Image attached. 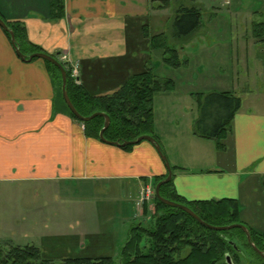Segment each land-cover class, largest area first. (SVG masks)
Wrapping results in <instances>:
<instances>
[{"label":"crops","instance_id":"obj_1","mask_svg":"<svg viewBox=\"0 0 264 264\" xmlns=\"http://www.w3.org/2000/svg\"><path fill=\"white\" fill-rule=\"evenodd\" d=\"M160 1L64 0V16L54 21L48 19L49 0H0V15L7 22L22 23L28 42L38 46L42 53L53 55L58 61L60 53L67 54L78 64L79 84L88 94L99 96L113 93L127 78L149 65L151 50L141 31L151 18L155 24L170 6L177 10L182 4L198 9L197 31L201 29L202 9L195 0H167L166 6L159 8ZM260 1L258 8L247 13L253 19H262H252L251 27L264 22V0ZM223 5L238 25L244 13L234 9L233 0H223ZM210 8L213 14L219 12L215 6ZM231 27L227 23L208 25V29L214 30ZM189 36L182 37L186 46L193 44ZM198 42L203 48L212 43L205 39ZM143 44L144 50L140 48ZM23 53L28 56L29 50L25 48ZM260 91L264 92V85ZM60 93L45 61H21L0 28V184L31 188L48 183L88 185L119 181L126 195H130L132 183L136 186L134 216L145 218L144 212H152L153 203L143 204L142 209L137 207L141 188L154 185L155 177L167 174L154 147L146 141L123 150L85 136L83 125L67 115ZM54 108L58 110L55 114ZM229 138L234 166L229 170L215 159L203 164L194 156L186 157L202 148L200 151L211 155L209 145L190 143L194 148H178L171 164V185L178 196L186 201L239 202L245 177L253 179L264 191V102L261 108L244 111L241 102ZM220 165L222 168H217ZM254 193L247 192V197L251 199ZM120 212L124 214L122 209ZM247 229L263 232L264 222L260 226L253 219Z\"/></svg>","mask_w":264,"mask_h":264},{"label":"rangeland","instance_id":"obj_2","mask_svg":"<svg viewBox=\"0 0 264 264\" xmlns=\"http://www.w3.org/2000/svg\"><path fill=\"white\" fill-rule=\"evenodd\" d=\"M195 2L202 9V27L189 36L193 44L186 46L184 38H175L176 8L173 6L166 9L155 24L151 18L146 24L148 27H144L149 36L162 34L165 46L178 52V65L167 64L164 58H169L170 53L165 51L159 39L153 42L150 57L147 58L149 65L146 62V66L154 75L170 80L172 84L168 91L157 92L153 96V133L170 166L178 148L186 151L194 148L190 143H202L212 148L211 155L200 151L202 148L198 153L193 150L186 157L194 156L197 162L203 161V164L215 159L229 170L234 167L230 138L225 140L228 150L219 151L214 142L193 136V122L199 116L200 94L231 92L240 98L243 111L261 108L264 102L263 91H260L263 88L264 43L252 36L250 21L253 18L247 14L258 8L261 1L233 0L234 9L244 13L238 25L235 24L238 20L227 13L228 7L223 5V0ZM211 6L219 12L211 13ZM253 20L260 22L262 19L254 17ZM213 23H227L232 27L208 29V25ZM141 33L143 35V30ZM203 39L212 42L211 46L203 48L198 45V40ZM140 48L146 49L144 44ZM221 165L217 168H222ZM243 179L244 186L238 202L240 214L234 224L249 228L255 219V223L262 226L264 191L253 179ZM130 185L133 188L130 195H126L119 181L88 185L79 182L48 183L31 188L0 184V245H33L42 251L44 258L56 262L65 258L110 257L114 264H120V248L126 242L129 229L138 223L149 224V215L154 213L152 205V212L145 218L134 216L133 194L136 186ZM249 191H255L251 199L247 197ZM218 224L226 226V222ZM232 234L233 240L241 246L242 243L236 239L238 233L232 231ZM247 251L250 254L249 249ZM253 264H257L256 260Z\"/></svg>","mask_w":264,"mask_h":264},{"label":"trees","instance_id":"obj_3","mask_svg":"<svg viewBox=\"0 0 264 264\" xmlns=\"http://www.w3.org/2000/svg\"><path fill=\"white\" fill-rule=\"evenodd\" d=\"M160 2L159 8L167 4V0ZM63 16L64 0H49L48 19L56 21ZM174 20L177 31L175 38L187 37L197 31L199 27V11L196 8H187L181 4L175 11ZM3 21L12 32L21 53L25 48L29 50L28 56L41 52L38 46L28 42L26 29L22 23ZM142 30L144 38H148L149 50L153 42L160 39L165 51L170 53L169 58H164V61L169 65L177 66L178 52L174 48L165 46L162 42V34L149 36L148 33L144 32V29ZM3 32L10 40V35L5 31ZM252 36L256 41L264 43V22L255 24ZM45 63L61 89L59 70L51 63L47 61ZM62 65L64 64L62 63ZM64 69L66 71V92L76 111L83 117H88L96 112L105 113L109 117L110 124L103 133L106 141L122 144L148 135L160 144L153 133L152 100L155 93L165 92L171 88L170 80L157 78L151 68L146 67L142 72L127 78L113 93L94 96L88 94L82 85L71 80L69 70L65 65ZM60 96L67 115L77 121L66 107L61 94ZM240 105V98L231 92L200 94L198 100L199 116L193 122V136L212 141L217 150L224 151L226 148L225 140L232 134V121L240 109ZM57 112L58 110L54 108L53 114ZM77 122L83 125L85 136L99 140V131L104 122L103 118L96 117L88 122ZM132 147L126 145L120 148L130 150ZM165 177L166 175L155 177L153 186L155 187ZM160 195L167 200L185 205L202 221L213 226H223L218 224L219 222H226L224 224L226 226L231 225L237 223L239 218V204L235 199L186 201L173 191L171 181L161 186ZM153 206L154 213L149 215V224L138 223L129 229L126 242L120 248L118 263L227 264L225 256L229 255L232 264H253L254 260L257 264H264V260L251 248L245 234L240 229L213 231L200 225L182 210L164 205L155 198L153 199ZM144 214L148 215L146 212ZM248 230L251 241L264 253V232ZM232 231L238 233L236 239L242 243L241 246H238L236 240H233ZM230 241L235 243L239 251L233 248ZM0 264H114V262L110 257L65 258L56 262L44 258L42 251L33 245L16 246L11 243H4V245H0Z\"/></svg>","mask_w":264,"mask_h":264},{"label":"water","instance_id":"obj_4","mask_svg":"<svg viewBox=\"0 0 264 264\" xmlns=\"http://www.w3.org/2000/svg\"><path fill=\"white\" fill-rule=\"evenodd\" d=\"M0 28L7 32L10 35V44L14 49L15 55L23 62H29L32 61L33 59L39 58L42 59L44 61H47L49 63H51L52 65H54L60 72L61 75V95H62V99L66 105V107L68 108V110L70 111V113L77 119V121L84 123V122H88L96 117H101L104 119L103 122V127L101 128V130L99 131V140L103 143L109 144V145H115L117 147H121V146H126V145H137L142 141H147L149 142L154 149L156 150L157 154L159 155L160 159L162 160V162L164 163V166L166 168L167 174L165 179L159 181L155 187H154V198L167 206L170 207H174L177 209L182 210L183 212L187 213L191 218H193L196 222H198L200 225L213 230V231H230L233 229H240L246 236V240L248 242V244L251 246V248L264 260V253L261 252L255 245L254 243L251 241V237H250V233L249 230L241 225V224H231V225H227V226H213L210 224H207L206 222L202 221L194 212H192L188 207H186L185 205L167 200L165 198H163L160 195V188L161 186H163L164 184L169 183L172 180V168L170 166V164L168 163L166 156L163 154L160 145L156 142V140L152 137V136H148V135H143L138 137L136 140L134 141H127L124 142L122 144H118V143H114V142H109L106 141L103 137V133L104 131L108 128L109 124H110V119L109 117L105 114V113H101V112H96L93 113L92 115L88 116V117H83L81 116L76 109L74 108V106L72 105L67 92H66V71L64 69V66L55 58V56L53 55H49L46 53H33L29 56L24 55L23 53H21V51L18 49L16 43H15V39L13 37L12 32L8 29L6 23L0 18ZM230 244L233 246V248L235 250H237V247L235 245V243L230 242ZM225 260L227 264H232L230 256L226 255L225 256Z\"/></svg>","mask_w":264,"mask_h":264},{"label":"built area","instance_id":"obj_5","mask_svg":"<svg viewBox=\"0 0 264 264\" xmlns=\"http://www.w3.org/2000/svg\"><path fill=\"white\" fill-rule=\"evenodd\" d=\"M59 62L65 65V67L69 70L71 80L79 84V69L78 64L71 61L67 54L60 53L59 54ZM63 65V66H64ZM154 199V187L150 184H147L141 188L139 193V198L136 203L137 207L142 209L143 204L151 202Z\"/></svg>","mask_w":264,"mask_h":264},{"label":"flooded vegetation","instance_id":"obj_6","mask_svg":"<svg viewBox=\"0 0 264 264\" xmlns=\"http://www.w3.org/2000/svg\"><path fill=\"white\" fill-rule=\"evenodd\" d=\"M230 242H232V241H230ZM237 251H239L238 248H237Z\"/></svg>","mask_w":264,"mask_h":264}]
</instances>
